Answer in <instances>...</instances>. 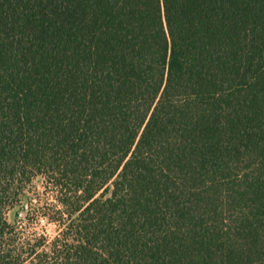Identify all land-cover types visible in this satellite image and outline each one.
Returning <instances> with one entry per match:
<instances>
[{"label":"trees","instance_id":"trees-1","mask_svg":"<svg viewBox=\"0 0 264 264\" xmlns=\"http://www.w3.org/2000/svg\"><path fill=\"white\" fill-rule=\"evenodd\" d=\"M0 264H264V0H0Z\"/></svg>","mask_w":264,"mask_h":264},{"label":"rangeland","instance_id":"rangeland-1","mask_svg":"<svg viewBox=\"0 0 264 264\" xmlns=\"http://www.w3.org/2000/svg\"><path fill=\"white\" fill-rule=\"evenodd\" d=\"M55 193L42 177H36L21 205L7 213V220L16 223L23 237L42 236L51 240L59 232Z\"/></svg>","mask_w":264,"mask_h":264}]
</instances>
